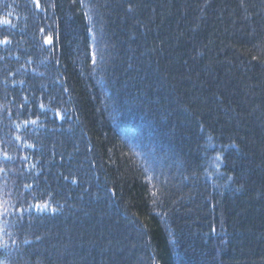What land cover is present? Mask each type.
<instances>
[{"label": "trees", "instance_id": "1", "mask_svg": "<svg viewBox=\"0 0 264 264\" xmlns=\"http://www.w3.org/2000/svg\"><path fill=\"white\" fill-rule=\"evenodd\" d=\"M0 197L5 264H264V0H0Z\"/></svg>", "mask_w": 264, "mask_h": 264}, {"label": "snow or ice", "instance_id": "2", "mask_svg": "<svg viewBox=\"0 0 264 264\" xmlns=\"http://www.w3.org/2000/svg\"><path fill=\"white\" fill-rule=\"evenodd\" d=\"M4 43H7V40H5Z\"/></svg>", "mask_w": 264, "mask_h": 264}]
</instances>
